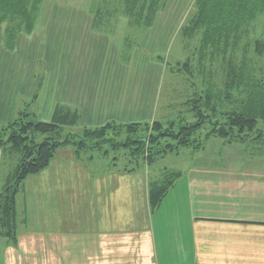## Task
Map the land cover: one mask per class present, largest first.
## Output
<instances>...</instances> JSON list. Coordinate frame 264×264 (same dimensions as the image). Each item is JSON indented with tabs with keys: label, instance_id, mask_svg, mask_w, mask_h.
<instances>
[{
	"label": "crops",
	"instance_id": "obj_1",
	"mask_svg": "<svg viewBox=\"0 0 264 264\" xmlns=\"http://www.w3.org/2000/svg\"><path fill=\"white\" fill-rule=\"evenodd\" d=\"M194 4L167 0L145 28L120 0H43L34 31L20 34L14 50L1 25L0 127L37 93L33 112L44 122L60 106L78 111L88 129L162 121L166 66L156 57L169 52ZM212 139L215 153L178 171L154 212L149 173L91 169L73 148L59 149L45 170L25 179L18 240L0 235V264H264V154L246 162L232 149L238 143ZM14 155L0 150V191L19 162L12 165ZM179 185L184 217L165 244L154 218Z\"/></svg>",
	"mask_w": 264,
	"mask_h": 264
},
{
	"label": "trees",
	"instance_id": "obj_2",
	"mask_svg": "<svg viewBox=\"0 0 264 264\" xmlns=\"http://www.w3.org/2000/svg\"><path fill=\"white\" fill-rule=\"evenodd\" d=\"M42 1L0 0V26L6 25L5 46L9 50H14L20 34L34 31ZM120 2L134 24L147 28L166 0ZM258 29L262 31L259 35ZM180 31L188 48L193 49L190 58L176 67V73L191 83L193 95L183 106L194 118L193 123L181 116L178 131L176 123L168 119L154 121L152 126L150 123H112L88 129L80 126L78 111L64 106L56 109L51 121L32 122L37 93L17 119L0 127V150L8 147L19 157L0 191V235L3 238L16 244L17 198L21 186L27 177L45 170L61 148H73L77 160L89 164L107 145L104 158L107 163L100 160L96 164L113 171L117 169L114 164L117 157L111 158L109 150L116 151L120 146L128 148L138 144L135 149L129 148L134 151L130 152L131 158L143 154L150 166L154 156L175 149L192 146L196 151L204 150L212 138L222 139L227 144L246 143L252 138L255 143L264 144V129L259 128L264 124V0H196ZM253 34L258 37H251ZM141 131L151 133L140 138L137 135ZM123 134L128 135L126 142L120 140ZM166 138L175 142L167 140L160 149L162 139ZM140 167L137 161L136 167L127 166L124 170L132 172ZM180 177L179 172L169 174L166 170L158 180L150 182L152 212L158 210Z\"/></svg>",
	"mask_w": 264,
	"mask_h": 264
},
{
	"label": "rangeland",
	"instance_id": "obj_3",
	"mask_svg": "<svg viewBox=\"0 0 264 264\" xmlns=\"http://www.w3.org/2000/svg\"><path fill=\"white\" fill-rule=\"evenodd\" d=\"M167 1V0H166ZM196 2V0H195ZM159 12L156 13L155 18ZM190 14L188 15L187 19L183 22V26L188 21ZM155 18L153 20L152 25L155 22ZM151 25V26H152ZM150 26V27H151ZM181 30V29H180ZM180 32L177 33V36L174 40V43L172 47L169 49V52L167 54H163L162 56H157L156 60L159 62H162L165 66V76L163 77L162 87L161 91L159 93V106H158V120H162L165 122L166 119L172 120L176 123V130L178 131L180 129V121L181 118H187L183 120H188L190 123L194 122V118L192 115H188L186 109L183 104L185 103L186 99L191 95H193V91L189 87V83L187 79H185V76H182L181 74L176 73L177 65L178 63L184 64V62L187 61L188 58H190L193 49L188 48V44L183 41V38L180 36ZM257 32V31H256ZM262 31L258 29L257 34L259 35ZM251 37H258L257 35H252ZM161 57V59H159ZM184 74V73H183ZM191 84V83H190ZM167 105V108H166ZM231 108V107H230ZM232 109V108H231ZM166 114L164 118H162V115ZM30 121L32 122H39L42 121L36 114L34 113L32 115ZM182 116V117H181ZM190 116V117H189ZM192 117V118H191ZM154 122L150 123L152 126ZM168 127V126H167ZM260 129H264V124L261 123L259 125ZM151 131L149 132H140L138 133V137L143 138L145 136H149ZM128 138L127 134H123L121 137L122 142H126ZM252 139V138H251ZM247 141L246 143H243L242 145L235 144L232 148L233 151L237 150L239 155H244L246 157V162H252L251 159H249L250 154L253 153H260L264 154V144H257L252 140ZM167 140H170L171 143L175 142V140L166 138L162 139V145L160 146V149H162L163 146L167 144ZM164 142V143H163ZM139 145L138 144H132L128 148H124V146H120L118 150L114 151L110 149V157L114 158L117 157L114 164H116L117 169L125 168V167H136L137 161H140L141 167L138 168L136 171L140 172H146L150 174L151 179L154 181L158 180L160 178V174L163 172V170H167L168 173L170 172H182L186 173L188 172L189 168L193 166L194 163H197L201 160H204V158H207V156L211 157L213 153L217 150L218 146L215 144L213 139L210 142H207L206 144V152L200 150H194L191 146L190 148H180L175 149L174 152H169L166 154H160L153 157L154 161L151 162L150 166L148 165L147 161L145 160V157L143 154H135V159L131 158L130 150L129 148L135 149ZM219 150L223 149V146H219ZM107 145L104 146L98 154L95 155L94 162H91L88 164V167L91 169H96L97 167L104 168L105 166L96 164L100 160H102V163H107L105 158V153L107 151ZM156 151V150H155ZM223 151H227L224 149ZM243 151V152H242ZM134 152V151H132ZM236 152V151H235ZM14 153V152H13ZM244 153V154H243ZM249 153V154H248ZM18 155L15 154L12 157H17ZM129 156V157H128ZM138 156H140L138 158ZM14 164L12 162V165H15L17 163V158H15ZM181 173V174H182ZM27 185V183H26ZM26 185L25 182L21 186V191L18 196L20 198V203L22 205L23 201L26 198ZM181 188L182 186H178L177 188V194L173 192V194L170 196L169 200L162 206L160 209L161 211L158 214L157 218L155 219V226L156 231L163 230V237L164 243L166 244L170 237H173V233L175 231V228H177V224L175 223L177 220V217H184V210H182L183 205V198L181 196ZM173 190H171L172 192ZM156 215V214H155ZM23 215H20V220L22 221ZM27 219V218H26ZM163 227V228H162ZM174 245L176 243L174 242ZM169 246V245H166Z\"/></svg>",
	"mask_w": 264,
	"mask_h": 264
}]
</instances>
